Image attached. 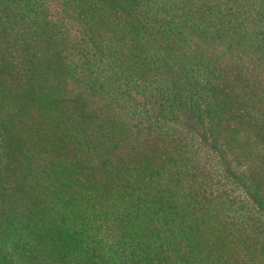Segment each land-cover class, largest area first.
<instances>
[{"label": "trees", "instance_id": "trees-1", "mask_svg": "<svg viewBox=\"0 0 264 264\" xmlns=\"http://www.w3.org/2000/svg\"><path fill=\"white\" fill-rule=\"evenodd\" d=\"M0 264H264V0H0Z\"/></svg>", "mask_w": 264, "mask_h": 264}, {"label": "rangeland", "instance_id": "rangeland-1", "mask_svg": "<svg viewBox=\"0 0 264 264\" xmlns=\"http://www.w3.org/2000/svg\"><path fill=\"white\" fill-rule=\"evenodd\" d=\"M135 98L141 105L155 114H165L164 106L162 105L160 93L157 91H140L135 94Z\"/></svg>", "mask_w": 264, "mask_h": 264}]
</instances>
